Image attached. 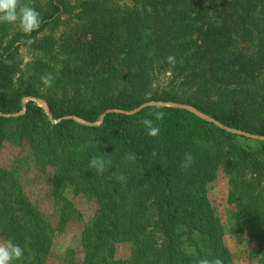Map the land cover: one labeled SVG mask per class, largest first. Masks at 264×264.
Returning <instances> with one entry per match:
<instances>
[{
	"label": "trees",
	"instance_id": "1",
	"mask_svg": "<svg viewBox=\"0 0 264 264\" xmlns=\"http://www.w3.org/2000/svg\"><path fill=\"white\" fill-rule=\"evenodd\" d=\"M120 1L119 20L108 24L111 37H105L109 43L119 42L115 93L94 89L81 101L54 94L42 97L52 116L33 101L21 114L23 100L38 95L16 88V52L8 49L0 57V151L6 142L29 146L45 168L52 169L54 195L74 187L98 205L85 236V264H110L107 257L116 254L111 243L118 239L135 243L131 264H198L205 257L230 264L223 225L206 195L193 189L226 169L234 175L231 197L240 195L241 215L264 264V157L242 146V135L220 126L264 136V0ZM85 9L95 15L110 8L107 2H84ZM97 21L95 32H102ZM100 43L101 51H110L107 42ZM169 55L191 84L189 94L151 91L155 66H173L167 62ZM99 60L91 67L102 63ZM74 66L66 67V81L73 86L93 88L115 80L112 74L104 79L81 75ZM146 92L151 93L147 99ZM151 102L187 105L212 120L180 107H144ZM67 103L68 115L88 123L106 115L100 125L82 124L60 114ZM157 111L165 112V118L151 117L160 127L159 135L151 137L141 121ZM52 117L59 121L54 123ZM130 153L136 154L135 161L127 159ZM186 153L194 162L182 169ZM93 156L111 161L103 174L89 168ZM113 172L123 174L124 180L118 181ZM15 187L12 176L0 167V230L5 240L24 249L25 264H36L29 261H38L47 250L49 224L38 217L40 229L30 231L13 199ZM184 238L195 239V252L185 249Z\"/></svg>",
	"mask_w": 264,
	"mask_h": 264
},
{
	"label": "rangeland",
	"instance_id": "2",
	"mask_svg": "<svg viewBox=\"0 0 264 264\" xmlns=\"http://www.w3.org/2000/svg\"><path fill=\"white\" fill-rule=\"evenodd\" d=\"M21 2L33 5L40 12L43 20L40 27L31 33L20 31L15 24L0 23V57L8 49L16 52L14 55L16 58L14 62L18 65L15 75L16 88L29 89L38 95V97L30 96L23 100L24 108L21 114L25 113L27 104L33 101L52 116L46 100L42 97L54 94L70 96L76 101H81L84 96L91 95L94 89L99 93L109 94L119 91V71L115 70L119 69V42L114 39L113 43H109L105 37H111L106 28L111 26L108 25L111 21L119 20V5H122V1L66 0L65 4H61L59 0H21ZM84 2H91V4L107 2L110 9L101 10L100 13L93 15L92 12L83 10ZM96 18L97 23L102 25V32H99L100 30L95 32L97 31L94 27ZM103 40L108 43L110 51L100 50V41ZM78 59L87 60L80 62ZM94 59L103 60H99L102 63L91 67L90 64ZM73 64H76L75 71L81 75L87 77L98 75L104 79L112 74L111 77L115 80L105 82L100 87L96 84L93 88H88L87 84V86L85 84L73 86L71 81H66V78L68 80L66 67ZM45 74H51L54 78L51 87H45L41 82V76ZM190 85L189 81L181 77L180 69L176 66L156 65L151 73V91L159 95L163 92L186 95L190 93ZM68 103L61 108L60 114H65L67 118H73L82 124L100 125L106 115L104 114L98 123H88L81 118L68 115L70 112ZM148 105L185 108L207 120H212L187 105L151 102L144 107ZM53 120L54 123L59 121L55 118ZM220 126L232 133L242 135L239 143L247 150L264 157V146L258 142L264 141V136L232 130L221 124ZM0 159V167L14 179L16 187L12 191L13 199L17 201L19 214L30 231L37 230L38 227L40 229L41 226L37 223L38 217L49 224L47 237L50 243L47 250L40 254L41 258L38 261L34 258L30 259L29 263L40 264V261H44L45 264H85V236L96 219L98 205L74 187L63 189L60 195H54L50 181L52 169L45 168L44 163L38 160L33 150L27 145L6 142L1 147ZM233 177L232 173L220 168L213 174V180L196 185L193 189L197 193L206 195L223 225L224 241L231 254L230 264H263L246 220L241 215L240 195L238 193L231 197ZM247 198L249 199L250 195ZM2 234L0 230V240H5ZM194 241L195 239L190 238L184 240L183 246L187 251L195 252ZM32 242L33 238L30 236L28 238L30 252L33 247ZM111 244L116 254L111 258L107 257V261L112 264L113 259L114 262L122 261L131 264L135 243L118 239ZM16 264H25L23 258ZM152 264L159 263L152 260Z\"/></svg>",
	"mask_w": 264,
	"mask_h": 264
},
{
	"label": "clouds",
	"instance_id": "3",
	"mask_svg": "<svg viewBox=\"0 0 264 264\" xmlns=\"http://www.w3.org/2000/svg\"><path fill=\"white\" fill-rule=\"evenodd\" d=\"M0 23H10L18 26L19 30L24 33H31L38 29L43 23L40 12L28 3H22L21 0H0ZM167 62L170 65H175V56L169 55ZM41 82L45 87H51L54 78L51 74H45L41 76ZM151 93L146 92L145 98L150 97ZM154 115L156 121H162L165 118V112L157 111L154 114L150 113L149 117H145L141 123L147 130V134L151 137H157L160 133V127L154 124V120L151 118ZM152 157L157 156V152L154 150L151 153ZM136 154L130 153L127 159L130 161L136 160ZM194 162V158L191 153H186L184 159L181 161V168L187 169L191 167ZM111 164L110 160H106L104 156H93L89 161V168L94 169L98 174H103L106 166ZM113 176L118 181H123V174L113 172ZM24 256V249L14 243L11 239L0 240V264H16L17 261L22 260ZM198 264H223V260L219 257L215 258H202L198 261Z\"/></svg>",
	"mask_w": 264,
	"mask_h": 264
}]
</instances>
